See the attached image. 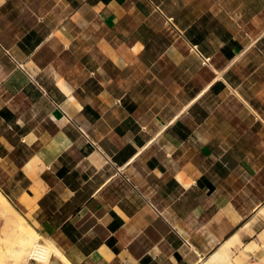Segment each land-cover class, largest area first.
<instances>
[{"label":"crops","instance_id":"0c3cea01","mask_svg":"<svg viewBox=\"0 0 264 264\" xmlns=\"http://www.w3.org/2000/svg\"><path fill=\"white\" fill-rule=\"evenodd\" d=\"M0 187L74 264H264V0H0Z\"/></svg>","mask_w":264,"mask_h":264},{"label":"bare ground","instance_id":"6f19581e","mask_svg":"<svg viewBox=\"0 0 264 264\" xmlns=\"http://www.w3.org/2000/svg\"><path fill=\"white\" fill-rule=\"evenodd\" d=\"M262 210L264 211V208ZM0 216L7 220L8 223V229L4 230L3 234H1L2 230L0 231V249L3 246L5 249H9L12 254L10 258H13L6 263L2 259L6 256L5 253L0 254V264H28V260L37 262L38 264H53L55 262L59 264H74L67 256L69 253L63 252L51 238L42 234L30 220V217L20 210L1 187ZM256 219L254 217L250 220L246 227H250ZM242 255L246 257L250 256L248 250H242ZM240 259L239 255L231 256L229 249L223 248L216 254L202 259L199 264H238Z\"/></svg>","mask_w":264,"mask_h":264},{"label":"rangeland","instance_id":"374dc122","mask_svg":"<svg viewBox=\"0 0 264 264\" xmlns=\"http://www.w3.org/2000/svg\"><path fill=\"white\" fill-rule=\"evenodd\" d=\"M31 220V219H30ZM8 226V223H7V220L3 219V217L0 216V231H1V234H3V231L4 230H7ZM256 246L254 248H261L258 244H255ZM4 248V249H3ZM5 251V252H3ZM5 253V257H3L2 259L8 263V261L12 260L13 258H10L11 257V253L9 251V249H5V247L3 246L2 249H0V254H4ZM237 254H239V256L241 257L240 261H238V264H259V261H254L252 257L248 256H243L241 251L237 249ZM237 256V255H236ZM252 258V260H251ZM250 259V260H249ZM28 264H38L37 262H34V261H31V260H28ZM53 264H59L57 262L53 263Z\"/></svg>","mask_w":264,"mask_h":264}]
</instances>
